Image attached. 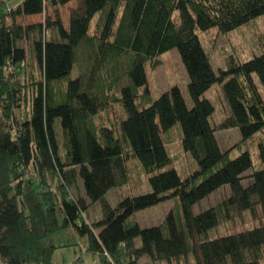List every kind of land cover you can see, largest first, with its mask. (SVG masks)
I'll return each instance as SVG.
<instances>
[{"label": "trees", "instance_id": "16d2710c", "mask_svg": "<svg viewBox=\"0 0 264 264\" xmlns=\"http://www.w3.org/2000/svg\"><path fill=\"white\" fill-rule=\"evenodd\" d=\"M72 1L22 0L4 13L7 0H0V97L14 93L18 104V94L36 89L22 120L0 109V264H53L55 251L74 246L63 242L71 229L87 238V251L100 264L189 256L195 264H263L264 226L216 239L210 233L224 220L264 208V139L254 143L264 131V50L245 62L224 52L225 68L215 72L198 32L226 35L264 16V0H103L91 18L93 31L90 20L77 40L72 34L84 14L71 13L69 30L58 14ZM46 10L54 20L15 22ZM25 42L35 66L28 74ZM173 49L188 72L191 107L177 86L156 100L149 89L146 65L155 69ZM216 84L229 116L212 125L214 107L204 95ZM114 106L123 112L117 128L99 122ZM177 124L182 150L199 167L183 180L166 151ZM231 129L241 134L234 159L216 139L217 131ZM254 145L257 165L248 150ZM129 159L148 176L151 191L113 207L106 195L128 183ZM79 182L84 197L72 195ZM224 186L227 198L193 215L197 202ZM170 200L175 206L160 224L139 226L136 213ZM96 203L101 219L89 223L86 212Z\"/></svg>", "mask_w": 264, "mask_h": 264}, {"label": "rangeland", "instance_id": "374dc122", "mask_svg": "<svg viewBox=\"0 0 264 264\" xmlns=\"http://www.w3.org/2000/svg\"><path fill=\"white\" fill-rule=\"evenodd\" d=\"M21 1L22 0H7V7L3 12L8 13L10 9L15 8ZM102 2L103 0H74L59 10V18L67 30L70 29V16L73 11L76 10L84 14V20L80 26L79 33L72 34L74 40L78 39L87 22L91 20L93 14L102 6ZM47 17L51 20L55 19L54 15L49 10H46L41 15L18 18L15 22L19 25H29L44 22ZM94 21L95 18L90 21V32L93 31ZM198 36L204 50L210 58V64L213 70L217 72L219 69L225 68L224 52L233 53L240 62H245L254 56L261 54L264 50V16L256 18L252 22L244 24L226 35H220L216 29H211L208 32H198ZM22 46L27 50V61L24 68L26 74H28L32 69H35L34 59L30 50V43L25 42ZM48 47L49 46L47 45L44 46V54L47 53V49H49ZM60 50L64 52L66 49L60 48ZM158 60L161 63L155 69H152L149 65H146L145 67L149 89L153 100H156L160 95L167 92L172 86H177L187 105L191 107L192 104L187 91V84L189 82L188 72L180 51L178 49H173L161 55ZM23 71L24 70L19 69L18 72L22 74ZM44 73L45 68L43 69V76L45 77ZM35 93V87L25 89L21 94H18L22 98V101L18 104L13 103V98L15 96L14 93L3 94L0 97V109H12L15 121L22 120V118L27 116L31 110ZM204 97L207 98L214 107V113L210 118L212 125L220 124L229 116L228 105L219 84L212 86L205 93ZM122 118L123 112L121 108L114 106L108 111V113H101L99 122L106 126L114 124L117 128ZM260 137L264 139V131L254 138V143L258 142ZM216 139L221 151H230L231 159H234L239 155V151L234 148V146L241 141V134L237 129L217 131ZM248 150L253 164L257 165L260 160L257 146H251ZM166 151L171 158L172 163L170 167L177 171L182 180L199 170V167L191 154L185 153L182 150L181 129L179 124L173 128L170 135V143L166 145ZM128 170V183L122 187L111 189L106 195V199L113 207L127 197H134L151 191L148 183V176L143 172L135 160L129 159ZM31 171L33 174L35 173L32 168ZM249 175L250 172H247L244 175V185L249 183V180L247 179ZM50 184L51 186L56 187V182H50ZM81 186L82 182H79L78 190L72 191L74 197H84V191ZM229 194L230 188L228 186L220 188L207 198L197 202L192 208L193 215L200 214L203 211L212 208L227 198ZM175 203L176 200H170L159 204L158 206L140 211L135 214V220L141 228L157 226L175 206ZM85 219L88 220L89 223L97 222L101 219V208L98 203L89 206ZM260 226H264V208L262 207L257 208L254 212L247 211V213L236 216L233 220L222 221L211 231L210 236L212 239H216L252 230ZM63 237L64 243H70L74 246L61 248L55 251L52 259L53 264H100L99 259L87 251L88 241L86 237L78 236L72 229L65 233ZM136 245L140 246L139 239L136 240ZM139 264H195V261L192 256H189L179 261L172 260L170 263H154L148 258L143 257L139 261Z\"/></svg>", "mask_w": 264, "mask_h": 264}]
</instances>
